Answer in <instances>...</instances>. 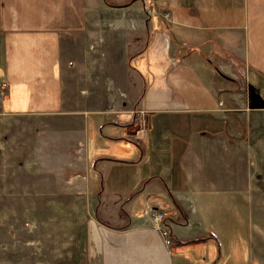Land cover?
Returning <instances> with one entry per match:
<instances>
[{
  "label": "crops",
  "instance_id": "obj_1",
  "mask_svg": "<svg viewBox=\"0 0 264 264\" xmlns=\"http://www.w3.org/2000/svg\"><path fill=\"white\" fill-rule=\"evenodd\" d=\"M155 2L0 0L2 114L63 113L60 41L87 32L96 12L135 10L143 24L134 31L143 41L134 68L144 81L143 134L79 116L86 172L115 163L112 176L96 170L83 182L104 185L96 197L108 196L118 222L124 217L87 229V264H223L226 225L237 226L264 194V0ZM152 208L168 211L167 245Z\"/></svg>",
  "mask_w": 264,
  "mask_h": 264
},
{
  "label": "rangeland",
  "instance_id": "obj_2",
  "mask_svg": "<svg viewBox=\"0 0 264 264\" xmlns=\"http://www.w3.org/2000/svg\"><path fill=\"white\" fill-rule=\"evenodd\" d=\"M97 14L87 32L60 41L63 113H0V264H87V229L123 223L108 196L96 197L104 185L83 182L96 170L112 176L115 163H96L87 173L75 135L83 112L134 124L143 134L144 121L136 115L144 81L134 69L143 46L134 31L143 24L135 10ZM231 68L240 94L242 75L238 66ZM262 195L249 201L248 216L237 226L233 216L234 226L226 225L232 245L223 264H264ZM159 211L167 221V210Z\"/></svg>",
  "mask_w": 264,
  "mask_h": 264
},
{
  "label": "built area",
  "instance_id": "obj_3",
  "mask_svg": "<svg viewBox=\"0 0 264 264\" xmlns=\"http://www.w3.org/2000/svg\"><path fill=\"white\" fill-rule=\"evenodd\" d=\"M140 132L143 133V129H140ZM148 214L149 221L154 230L158 232L165 245L169 244V234L166 225L164 224V221L166 220L164 213L152 208L149 210Z\"/></svg>",
  "mask_w": 264,
  "mask_h": 264
},
{
  "label": "trees",
  "instance_id": "obj_4",
  "mask_svg": "<svg viewBox=\"0 0 264 264\" xmlns=\"http://www.w3.org/2000/svg\"><path fill=\"white\" fill-rule=\"evenodd\" d=\"M198 241H201V239H199ZM185 243H188V242H197L196 240L194 241V240H185L184 241Z\"/></svg>",
  "mask_w": 264,
  "mask_h": 264
}]
</instances>
